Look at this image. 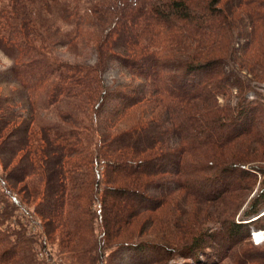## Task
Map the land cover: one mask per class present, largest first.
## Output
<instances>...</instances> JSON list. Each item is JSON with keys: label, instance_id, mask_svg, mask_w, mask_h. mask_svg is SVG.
<instances>
[{"label": "trees", "instance_id": "1", "mask_svg": "<svg viewBox=\"0 0 264 264\" xmlns=\"http://www.w3.org/2000/svg\"><path fill=\"white\" fill-rule=\"evenodd\" d=\"M73 1L65 0L68 11ZM108 1L100 9L117 16L104 29L95 64L55 58L53 65L42 55L35 69L27 59L11 73L37 79L20 82L28 102L45 88L49 100L71 97L80 112L95 103L96 126L18 123L24 115L0 96V149L8 151L0 159V264H103L106 246L148 247L155 241L138 236L158 224L169 229L175 189L214 201L249 179L238 186L221 180L220 188L212 179L264 173L253 162L264 159H257L264 156V96L256 90L264 82V0ZM10 2L6 13L0 7V28L19 22L23 38L16 30L11 39L19 44L7 45L23 59L29 33L45 22L30 17L37 0ZM111 58L141 80L112 89L102 77ZM160 117L166 121L158 133ZM82 160L92 164L89 175ZM262 193L247 216L260 215ZM231 223L239 241L248 225Z\"/></svg>", "mask_w": 264, "mask_h": 264}, {"label": "rangeland", "instance_id": "2", "mask_svg": "<svg viewBox=\"0 0 264 264\" xmlns=\"http://www.w3.org/2000/svg\"><path fill=\"white\" fill-rule=\"evenodd\" d=\"M106 1L74 0L68 11L65 0H37L38 10L30 17L33 20L44 21L45 27H33V31L26 39L28 43H32L26 44L30 53L21 57L23 59L16 60V48L7 45L10 43L19 44L20 41L14 43L11 39L18 29V26L14 25L19 22L11 23L9 21L10 27H12L8 31L12 34L0 28V96L9 95L13 99V102L10 103L11 108L24 115L23 118L15 119L18 120V123H22L24 120L30 122L34 118L33 125L37 123L49 126V128L58 127L64 130L75 129L77 121L85 124L92 123L96 126L95 103L91 112H80L77 101L71 97L63 100L58 98L57 101L49 100V93L45 88L28 94L32 98V103L28 102V97L26 98L25 94L27 91L23 89L20 82L23 79L25 82H33L37 79L32 73H22L19 79L18 77L14 78L11 73L17 67H23L21 64L26 63L27 59H29L28 68L35 69L38 59H42L43 62L46 60L39 58L42 55L48 56L50 59L48 62L53 65L55 62H52L51 59L55 58L62 62L95 64L97 61L95 49L99 46L98 43L102 39L104 29L117 16L115 12L100 9V5ZM10 3V0H0V7H4L5 13ZM81 6H85V8L83 9ZM1 22L6 23V17L1 18L0 11ZM17 32L18 30L16 37L22 39L24 33ZM27 66L24 65L25 68ZM105 66L102 77L112 89L114 87L121 88L122 84H132L141 80L136 75L127 74L114 58L109 59ZM225 69L229 71L227 65ZM28 79L31 81H26ZM258 87L256 90L264 96V82ZM253 95L256 96L252 93L250 97ZM233 99L232 103L234 104L236 98ZM115 101L116 99H113V102ZM219 102L225 104L226 101L219 98ZM106 106L110 107L111 104ZM165 121V117H160L158 125L154 127L155 129L153 128L154 131L161 132L160 123L164 124ZM50 132L54 135L55 130H50ZM18 136V134L14 135L12 140H16ZM1 149L0 159H5L8 151H5L4 148ZM263 158L264 156H261L257 159ZM224 160V163L231 161L228 157ZM76 161H79L78 156H76ZM81 162V170L83 173L88 172L89 175L92 171L90 170L92 164L88 168L86 160ZM253 162L264 170V159ZM101 169L105 170L104 167ZM92 173L94 175V170ZM202 174L209 175L210 173L203 172ZM81 177L85 179L87 176L83 174ZM244 178L241 180L239 177L237 179L236 175L223 174L221 177L212 179L214 188L221 187V180H231L233 186H238L243 183V180L249 179L248 182H245L246 188L234 190L214 201H205L185 190L175 189L172 193V201H170L172 223L169 229L163 230L158 224L148 234L138 236L155 241L152 243L153 245L144 248L128 245L122 248L121 245L112 243L105 247L101 261L103 264H264V207L258 216L246 215L253 202L261 200L264 173L250 172ZM102 181H105L104 175ZM196 185L199 186V183L197 182ZM174 186L176 187V185L172 187ZM153 192L156 194L155 189ZM193 212L197 215L194 216ZM234 220L237 223L248 225L247 233L243 234L244 237L239 241L233 237L234 232L230 233L231 222ZM29 221L31 229L36 230V224L31 221V218ZM197 238L198 243L195 245L194 242Z\"/></svg>", "mask_w": 264, "mask_h": 264}, {"label": "built area", "instance_id": "3", "mask_svg": "<svg viewBox=\"0 0 264 264\" xmlns=\"http://www.w3.org/2000/svg\"><path fill=\"white\" fill-rule=\"evenodd\" d=\"M263 94H264V92H263ZM251 96H252V94H251ZM254 237H256V235H254Z\"/></svg>", "mask_w": 264, "mask_h": 264}, {"label": "bare ground", "instance_id": "4", "mask_svg": "<svg viewBox=\"0 0 264 264\" xmlns=\"http://www.w3.org/2000/svg\"><path fill=\"white\" fill-rule=\"evenodd\" d=\"M257 233V231H255Z\"/></svg>", "mask_w": 264, "mask_h": 264}]
</instances>
